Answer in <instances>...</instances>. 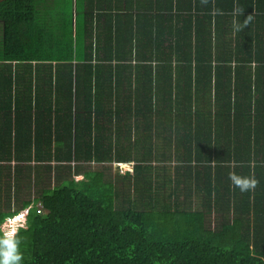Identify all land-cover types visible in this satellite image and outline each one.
<instances>
[{"label": "trees", "instance_id": "obj_1", "mask_svg": "<svg viewBox=\"0 0 264 264\" xmlns=\"http://www.w3.org/2000/svg\"><path fill=\"white\" fill-rule=\"evenodd\" d=\"M163 9L175 13L168 35L157 24ZM152 10L154 33L133 41L132 17ZM0 20V65L54 68L53 102H44L45 87L25 97L41 98L34 111L6 87L11 74L0 76L9 124L0 131V161L14 160L15 172L51 152L58 160L133 163L121 175L133 196L101 169L41 191L15 232L22 264H264V0H0ZM145 43L153 55H140ZM217 70L230 82L220 85ZM124 129L136 132L132 151L120 145ZM153 135L165 141L160 156ZM230 162L240 164L231 171ZM238 171L255 185L242 191L230 178ZM164 185L167 199L156 192ZM28 203L0 207V232ZM211 208L224 209L213 228L204 222Z\"/></svg>", "mask_w": 264, "mask_h": 264}, {"label": "crops", "instance_id": "obj_2", "mask_svg": "<svg viewBox=\"0 0 264 264\" xmlns=\"http://www.w3.org/2000/svg\"><path fill=\"white\" fill-rule=\"evenodd\" d=\"M152 11H153L151 12L152 14L150 13L149 15L145 13L147 14V16H144L143 14L142 15L135 14L132 17L130 35L132 36L133 41L135 42L137 41V38H136L137 35L140 36V38H143L142 35L144 34L145 30H149V31L152 30V34L154 33L153 32L154 25L152 21L149 19V17H151V15L154 14V10ZM158 14H162L164 19L163 20L160 19V22L157 24H159V27L161 26L162 30L164 31V35H168V32H169L168 24L170 22V20H168V17L170 15L175 14L174 9L173 11H169V9L159 10ZM73 16L75 17L74 10H73ZM173 17L174 16H172V18ZM73 23H74V20H73ZM122 23H124L123 18H119L117 21L119 28L122 26ZM233 34H234V31H233ZM241 40H243V38H241ZM168 42H169L168 39H163V43L165 45H162V46L165 47L164 48L165 50L169 49V46H167ZM139 49H142L140 55L142 54V52H144L146 56H149V55H153V52H154L153 46L147 43H145L144 47L143 45L140 46ZM136 50H137V47L135 45L132 51L133 55H136ZM169 52L170 50L167 51L166 53H169ZM251 68L253 69L254 67H251ZM246 69L247 68L245 67L239 68V70H236V72L232 70L233 72H231V78L233 77L235 81H237L234 74L242 75L246 72ZM53 70L54 68H49L43 65L42 63L37 64L35 61H32L31 64H28V63L19 64V63L13 62V64H5L4 66L0 65V76L2 77V76H7L11 74L10 75L11 82L9 83V85L7 84L6 87H9L8 90H10L11 92L16 91L19 96H23L24 102L25 101L31 102L32 111H34L35 105L38 106V108L40 109V105L38 104L36 100L38 98V101H40L41 98L40 97L35 98V96L34 97L27 96V98L25 97L27 94L35 95L37 92V89H36L37 86H39L40 89L45 87L46 92H47V98L44 99V102L50 105L54 99V97L48 90V88H53L52 86H54L53 81H51L54 79ZM226 72L227 71L224 70L222 73L221 70H217L218 75L216 76V78L219 80L218 83L220 85H226L227 83L230 82L229 76L227 75L229 73H226ZM211 73L213 74L211 78L212 80H214L215 79L214 70H212ZM177 78H178V83L184 82V81H181V75H178ZM43 79H47V80L42 81ZM3 84L4 82L2 83V86ZM231 86H233L232 83H231ZM57 112H58L57 110L51 109V112H50L51 118H53V115ZM3 119H4L3 114L0 113V131L4 128L7 129L9 126V124H7V121L3 122ZM132 119H133V116L130 117V120ZM43 121L47 123L46 116H44ZM51 123L52 124L54 123L53 119H51ZM16 125L14 124V122H11L10 124L12 134H14V128L16 127ZM41 127L43 129V132L46 133L47 132V129H45L46 126L41 125ZM19 130L21 131L22 136H28V133H27L28 127L26 125H23L21 123ZM33 134H34V123H32L31 125V136ZM46 148L47 147H45L44 149ZM51 151L53 150L51 149ZM44 159L45 160H41V161H36L33 159L31 161L19 162L18 165L22 169L18 170V172H15V165L17 163L14 160L0 161V207L6 208L8 207V204H10L12 208L16 206L19 207L22 205L23 200H29V203L27 205L19 208V210L17 211L18 213L16 212V216L17 214L21 215L23 211H25L23 215L27 214L28 207L32 205L39 206L40 203L39 202L36 203V197L40 194L41 191L46 190V189L47 190L53 189L55 186L63 183V181L69 180L71 177H73L76 180L81 179L83 177L84 171L87 170V168H84L82 166V163L90 162L84 159L78 160V159H75V157H72L69 160H66V159L58 160L57 157H55L52 152L50 156L46 155ZM26 163H29L30 167L28 168L27 172H24V169H27L25 168L27 167ZM122 163L128 164L127 162H118L117 164H122ZM129 163L132 164L131 165L132 167L133 166L132 161H130ZM229 164H230V169L232 171V167L236 168V166H238L240 163L238 165H235L234 162H230ZM131 167L127 169L131 170ZM5 171L7 172V174ZM4 175L8 177V180L1 179V176H4ZM237 175H239V171ZM29 176H32L33 184H37V192L33 197L25 198L22 192V184H23V181H25L26 179H29ZM33 178H35V180H33ZM56 179H58L57 182L55 181ZM199 205L202 207L201 204ZM213 210L216 211V208L215 209L211 208V211ZM231 214L232 212H230V216ZM19 221H21V219H19ZM24 223L26 225V217L24 218ZM24 223L21 224L18 222V224H16V229L20 226L24 227L25 226Z\"/></svg>", "mask_w": 264, "mask_h": 264}, {"label": "rangeland", "instance_id": "obj_3", "mask_svg": "<svg viewBox=\"0 0 264 264\" xmlns=\"http://www.w3.org/2000/svg\"><path fill=\"white\" fill-rule=\"evenodd\" d=\"M1 21H0V45H1ZM149 68V67H147ZM150 69V68H149ZM151 69L153 70L154 69V64H151ZM131 127L134 128V126H132L131 123H129ZM160 128V127H159ZM125 132H124V136L121 137L120 139V145L123 146V149H127L128 151H132V147H127L129 145V141L132 142L133 141V138L132 136L134 137L136 132L135 131H132L131 133L132 134H129L127 132L126 129H124ZM127 134V135H125ZM129 135H132L130 137V139H128ZM177 135V132L176 130L173 131V136L176 137ZM148 141H152L151 143H153V152H154V155L155 156H160L161 155V152H162V149L164 147V139L161 135V137L159 138L157 135H153L151 137L150 140ZM172 145V143L170 144V146ZM141 152H142V148L139 147ZM170 151H168V153H170L169 155H166V157H171V168H173V164H176V159H175V153H174V149H173V146H171V148L169 149ZM155 156H152L151 158L153 159L152 160V163L153 164V175H154V181L156 180L155 176L157 175V170L160 168V167H157V163H154L156 162V157ZM155 157V159H154ZM151 160V159H150ZM128 164L127 165H123V164H126V163H122V164H117L115 161H112V162H108V161H105V162H96V161H90V162H87V163H82V166L84 168H87V169H96V170H99L101 169L104 173H105V176H110V178L112 179V181L115 183V185H117L120 189V187H123V188H129L130 189V194L131 196H133V191H132V186H130L129 184V181L127 180V182L125 180H123L122 178V174H124L123 172L127 169V168H130L131 167V163L127 162ZM165 163H168V162H165ZM159 166V165H158ZM66 170V169H65ZM28 169H24V172H27ZM164 171V170H163ZM6 172V171H5ZM164 173V172H163ZM7 174V172H6ZM159 174H162L161 172H159ZM1 179H5V180H8V177L7 176H1ZM33 180H35V178H33ZM58 179H56L55 181L57 182ZM169 190H167L166 186H162L161 189L157 190L156 192L159 193V195L162 197V198H165L167 199V193H168ZM22 192H23V195L25 198L27 197H33L36 192H37V184H33L32 182V176H29V179H26L25 181H23V184H22ZM180 198V201L182 202V205H184L185 207H189L191 209H199V208H202L199 204V200L193 198L192 202H189L185 200V202L183 201V199H181V197H178ZM176 199V196L175 195H171V200H174ZM218 211V210H217ZM215 210L209 212V213H206V216H205V225L209 228H213V227H216L217 226V223L219 221V215H217L219 212H224V209L223 210H219V212H217ZM23 213H25V211L22 212L21 215L19 216H15V217H12L13 219H11L10 217H7L5 219L4 222H2L1 224V229L4 231V230H7V229H10L12 226H15L14 228L16 229V224H18V221L19 219H21V221H19V223L23 224L24 223V218L26 217V214L23 215ZM10 218V219H9ZM25 225V223H24Z\"/></svg>", "mask_w": 264, "mask_h": 264}, {"label": "clouds", "instance_id": "obj_4", "mask_svg": "<svg viewBox=\"0 0 264 264\" xmlns=\"http://www.w3.org/2000/svg\"><path fill=\"white\" fill-rule=\"evenodd\" d=\"M230 178L242 191L253 187L256 183L255 179L241 178L236 174H230ZM15 216L16 213L8 217L13 219L12 217ZM13 227L15 226L0 232V264H22V253L18 248L16 229Z\"/></svg>", "mask_w": 264, "mask_h": 264}, {"label": "bare ground", "instance_id": "obj_5", "mask_svg": "<svg viewBox=\"0 0 264 264\" xmlns=\"http://www.w3.org/2000/svg\"><path fill=\"white\" fill-rule=\"evenodd\" d=\"M123 165H127V164H123ZM17 216H19V215H17Z\"/></svg>", "mask_w": 264, "mask_h": 264}]
</instances>
